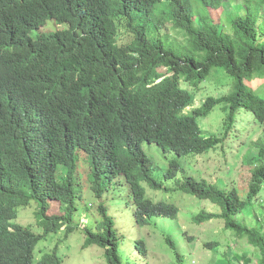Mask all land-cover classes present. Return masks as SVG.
Wrapping results in <instances>:
<instances>
[{"label":"trees","instance_id":"obj_1","mask_svg":"<svg viewBox=\"0 0 264 264\" xmlns=\"http://www.w3.org/2000/svg\"><path fill=\"white\" fill-rule=\"evenodd\" d=\"M242 3L246 14L236 8L239 0H0V50L7 44L19 50L34 76L51 71L66 79L85 78L100 104L113 157L98 165L100 158L89 153L92 166L82 173L81 131L49 153L42 141L58 114L50 102L34 95L36 84L20 81L16 106L0 110V264H63L60 246L77 231L85 235L84 248L104 251L107 264H138L134 254L139 260L148 254L145 238L132 242L135 250L129 254L126 234L112 211L129 207L127 217L139 228L156 217L179 216L177 204L150 190L180 191L211 201L218 211L202 210L195 222H222L225 231L246 239L248 250L258 255L257 264H264V211L255 215V225L239 216L256 201L264 208L259 198L264 190V19L255 7H264V0ZM212 9L226 14L228 30L213 20ZM49 20L69 28L34 38L31 33ZM170 26L182 41L169 34ZM208 80L211 85L221 82L194 107L195 91ZM257 81L263 83L256 86ZM227 84L230 90L221 93ZM189 107L193 109L187 111ZM217 108L226 115L225 130L208 134L200 119ZM16 122L23 128L10 130ZM257 132L262 134L253 141ZM243 137L242 147L257 149L256 158L249 160L246 190L193 175L177 178L181 167L176 160L161 175L144 149L145 144H156L164 153L182 157L225 148L230 138ZM162 177L176 181L165 185ZM84 181L98 198L111 194V203L103 200L95 210L89 202L82 203ZM50 202L61 209L49 213ZM33 204L36 227L19 223L20 209ZM84 212L94 219L82 228ZM61 230L64 241L38 259V245ZM166 241L180 264H190L172 237ZM207 245L216 248L219 241ZM233 253L238 263L253 262L252 256ZM227 262L233 264L231 258Z\"/></svg>","mask_w":264,"mask_h":264},{"label":"rangeland","instance_id":"obj_2","mask_svg":"<svg viewBox=\"0 0 264 264\" xmlns=\"http://www.w3.org/2000/svg\"><path fill=\"white\" fill-rule=\"evenodd\" d=\"M239 3L240 4H238L236 8L241 10L242 14H246L247 10L245 6H243L242 0H239ZM255 5V7H258L261 10V17L264 19V7L261 8L257 4ZM229 9H231V7H229ZM211 15L213 20L220 24L222 30H228L226 27L228 18L222 9H212ZM62 27L65 28L66 25H62ZM62 27L57 25L53 20H49L41 31L49 33L61 29ZM120 31L122 34L125 33L123 28H121ZM167 31L170 32L169 34H171L172 37L177 36L176 39L178 41L183 40V36L178 34L174 29H171V26ZM37 33L40 32L37 31L34 35H37ZM220 82L221 81H218L217 83L214 82L211 85L210 80H208L202 83L200 88L195 91L196 100L194 107L200 106L206 97L213 95L212 89L217 87ZM262 83L263 81H257L256 86H260ZM183 85L191 89V86L185 83H183ZM230 88L231 85L227 84L223 87L221 93L228 92ZM192 109L193 107H189L187 108V111ZM225 119V113L222 109L217 108L208 117L201 118L200 125L208 134L222 135L225 130ZM261 134L262 132H257L251 139L255 141ZM231 140L232 139L230 138L225 148L220 147L207 153L190 154L182 157L176 156L174 153L166 154L156 144H145L144 149L152 160L160 166L158 173L161 175L167 172L170 168L171 161L176 160L181 167L177 178H182L183 175H193L200 180L206 179L211 182H218L227 185L230 188L236 186L239 187V189L246 190L249 182L250 170L252 168L249 164V160L252 159V156H254L253 159L256 158L257 149L247 145L242 147V143L245 140L244 137L242 140ZM249 150H252L250 155L248 154ZM246 155L248 158H246ZM87 168L88 166L83 164L80 170L84 172ZM123 180V178L117 179L119 183L123 182ZM162 180L165 181V185H172L176 181V179H165V177H162ZM83 191L82 203H85L84 200L86 199L94 206V210L96 207H99L98 205L103 200H106V205L111 203V194H105L103 199H97L95 202L94 198L96 199V197L91 191L90 183L88 181H84ZM241 193L243 196L246 195L244 191H241ZM149 194L155 197H167L170 202L177 204L180 208L179 216L177 218L156 217L152 224L139 228L134 224L132 226L127 217L129 215V207H123L125 211L122 210V207H117L112 211L117 220L118 228L126 234L127 244L125 246L127 247L129 254L132 253L133 248L135 250L132 242L134 243L135 240L141 236L145 238L148 247V254L145 260H139V254H134L138 264H180L177 260L174 249L171 248L166 241L167 236L172 237L180 245L181 250L186 252V258L190 261V264H228V258H231L233 264H237L238 261L233 253L234 251L239 254L252 256L253 262L251 264H257L258 255H253L252 252L248 250L250 248L247 240L235 237L229 231H225L222 222L217 221L216 219L203 224L195 222L194 217L202 210L209 212L218 211L216 205L211 201L198 200L195 197L180 191L165 193L164 191L153 192L150 190ZM259 198H261L260 200L263 199L262 202L264 205V190ZM257 202L259 201H256L252 207L249 205L247 207L248 209L239 215L240 217H243L249 225H255V215L258 213L259 217L264 211L261 203L259 204ZM79 207H82L81 211L85 209L83 205H79ZM36 208V204L25 208L22 207L17 221L24 225L32 224L36 227ZM59 209L61 208L55 203H49V213H55V211H59ZM255 211L256 213H254ZM84 213H82L80 218L82 228H84L91 219H94L93 217L89 218L91 216L90 214ZM64 237L65 230H61L56 236L51 237L47 242H41L37 247V258L39 259L45 252L52 251L58 242L64 241ZM228 237L229 240L227 241ZM213 240L219 241V245L216 248L207 245V243ZM84 241V233L77 231L69 237L64 245L60 244L61 255L64 259L63 264H107L104 257V251L97 246L84 248ZM229 245H231L233 252L229 249ZM225 254H227L228 257Z\"/></svg>","mask_w":264,"mask_h":264},{"label":"clouds","instance_id":"obj_3","mask_svg":"<svg viewBox=\"0 0 264 264\" xmlns=\"http://www.w3.org/2000/svg\"><path fill=\"white\" fill-rule=\"evenodd\" d=\"M56 24L61 27L66 25L65 28L62 27L56 31L69 28L67 24ZM43 27L44 25L34 30L31 35L35 38L55 32H42ZM37 31L40 33L34 35ZM26 63L27 61L20 54V51L8 44L0 50V110L16 106L19 93L17 84L20 81L36 84L33 88L34 95L40 100L50 102L52 109L57 112L59 117V120L53 124L42 141V144L47 146L49 153L62 141L73 138L77 132L81 131L80 135L84 138L82 140L84 152H81V167L84 164L88 166L87 170H90L89 153L100 158L98 165L112 161L111 146L105 141V137H110V135L104 129L100 104L96 97L88 91V83H85V78L66 79L62 74L51 71L48 73L41 71L34 76L26 69ZM13 127L21 129L23 125L16 122L9 129L11 130ZM2 128L6 129V125ZM17 140L22 141L23 139L17 138ZM91 191L96 197V199L94 198L95 202L97 199H102L98 198L92 189ZM85 201L88 202L86 199ZM89 203L92 205L91 202Z\"/></svg>","mask_w":264,"mask_h":264}]
</instances>
